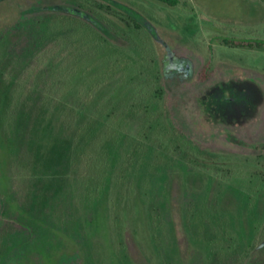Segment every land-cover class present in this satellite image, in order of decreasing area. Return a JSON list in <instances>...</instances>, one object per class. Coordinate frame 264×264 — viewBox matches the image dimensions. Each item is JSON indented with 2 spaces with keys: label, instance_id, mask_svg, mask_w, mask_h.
Returning a JSON list of instances; mask_svg holds the SVG:
<instances>
[{
  "label": "rangeland",
  "instance_id": "rangeland-1",
  "mask_svg": "<svg viewBox=\"0 0 264 264\" xmlns=\"http://www.w3.org/2000/svg\"><path fill=\"white\" fill-rule=\"evenodd\" d=\"M99 1L130 10L143 34L108 15L128 33V40H120L87 0H0V234L25 228L33 240L40 234L34 233L35 219L46 229L25 251L0 244V257H21L9 264H264V5ZM57 14L93 24L122 55L126 72L101 97L120 100L126 91L155 85L158 113L163 112V139L154 144L159 154L143 147L133 166L117 168L116 178H123L97 210L82 191L69 189L72 175L49 173L46 182L37 181L24 156L23 128L18 135L16 114L8 112L20 100L21 107L32 106L41 97L32 91H44L41 69L61 51L39 63L38 48L28 46L30 24ZM125 137L120 164L137 134L128 130ZM149 138L155 140L154 134ZM59 190L63 194L54 205ZM190 197L203 217L191 230ZM35 200L45 205L25 206ZM43 214L48 225L40 220ZM152 214H159L160 249ZM236 249L240 254L233 257Z\"/></svg>",
  "mask_w": 264,
  "mask_h": 264
},
{
  "label": "trees",
  "instance_id": "trees-1",
  "mask_svg": "<svg viewBox=\"0 0 264 264\" xmlns=\"http://www.w3.org/2000/svg\"><path fill=\"white\" fill-rule=\"evenodd\" d=\"M153 1L173 7L180 4L179 0ZM255 1L264 5V0ZM87 2L93 8L91 12L101 22L113 28L120 40H128V33L117 29V23L114 26L108 15L116 16L125 27L143 34L141 24L135 22L131 11L122 5L99 0ZM30 26L28 46L30 50L38 48L39 63L42 64L48 59L47 56L59 50L61 52L54 59V64L51 63L41 69L44 91L39 93L38 89L32 88L33 95L41 96L32 100L33 107L27 102L21 107L22 100L15 105L10 104L8 112L12 110L16 114L14 124L18 135L23 128L25 159H29L28 167L35 177H39L37 179L39 182H46L48 175H55L58 172L72 175L68 188L74 191L75 187L77 192L82 191L88 205L97 210L123 178V176L116 178L117 168L121 171L124 167L133 166L136 153L143 147L147 153L159 154V151L154 149V144L160 141L159 138L163 139L161 128L165 126L161 122L163 112L158 113L160 109L155 101L157 98L153 96L155 85L151 86L150 91H143L145 85L135 94L126 91L128 93L120 100L101 97L104 87L111 81L123 77L126 72L122 55H116L113 44L105 37L103 39L93 24L71 15L57 14L50 20L37 19L32 21ZM51 44L57 46L56 49L50 47ZM257 46L260 47L261 44L258 43ZM83 66L85 68L82 70ZM27 76L33 77L30 74ZM143 82L144 80L140 84L143 85ZM158 91L161 93L160 89ZM34 108L38 112L35 115ZM128 130L137 134V138L132 140L125 162L120 164L123 157L121 145L126 143L125 133ZM151 134H154L155 140L149 138ZM142 161L140 159L139 163ZM62 194L63 190L55 194L54 205L61 199ZM35 197L39 199L38 194ZM192 198L186 201V221L189 230L190 225L202 223L203 218L199 216L197 203ZM42 202L35 200L32 203L34 206L29 203L25 206L34 210L38 206H44ZM45 203L50 211L49 200ZM52 207L55 208L53 205ZM153 210L155 211V208ZM158 218L159 214H152L154 239L157 248L160 249L162 235L156 226ZM40 220L46 225L51 221L47 214L41 215ZM32 226L34 233H40L37 236H44L46 229L38 226L36 219ZM36 237L30 239L25 228L13 229V232L6 235L0 234L1 248L6 246L8 251L15 252L16 248L24 246L25 251L37 241ZM231 254L238 257L240 250L236 249ZM20 258L0 257V264H9L10 261Z\"/></svg>",
  "mask_w": 264,
  "mask_h": 264
}]
</instances>
